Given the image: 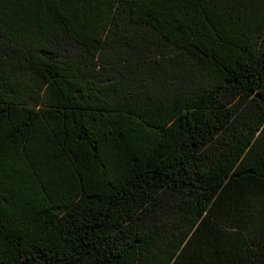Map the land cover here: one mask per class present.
<instances>
[{
    "label": "trees",
    "instance_id": "obj_1",
    "mask_svg": "<svg viewBox=\"0 0 264 264\" xmlns=\"http://www.w3.org/2000/svg\"><path fill=\"white\" fill-rule=\"evenodd\" d=\"M0 264H264V0H0Z\"/></svg>",
    "mask_w": 264,
    "mask_h": 264
}]
</instances>
